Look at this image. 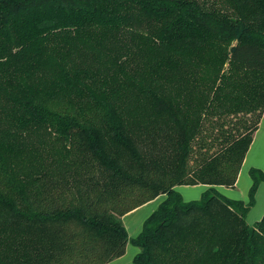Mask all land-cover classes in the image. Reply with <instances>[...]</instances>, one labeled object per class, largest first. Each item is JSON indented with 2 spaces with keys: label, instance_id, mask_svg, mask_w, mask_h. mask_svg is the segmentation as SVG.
<instances>
[{
  "label": "trees",
  "instance_id": "1",
  "mask_svg": "<svg viewBox=\"0 0 264 264\" xmlns=\"http://www.w3.org/2000/svg\"><path fill=\"white\" fill-rule=\"evenodd\" d=\"M263 109L264 0H0V264H264Z\"/></svg>",
  "mask_w": 264,
  "mask_h": 264
},
{
  "label": "crops",
  "instance_id": "2",
  "mask_svg": "<svg viewBox=\"0 0 264 264\" xmlns=\"http://www.w3.org/2000/svg\"><path fill=\"white\" fill-rule=\"evenodd\" d=\"M250 168L264 171V109L241 161L235 183L230 186L216 185L215 188L227 198L247 202L249 199V188L252 184V179L249 175ZM208 186L209 185L205 183L179 184L175 186V189L179 191L185 201H189L198 199ZM165 197V194H158L152 199L145 201L121 215L120 219L129 237L133 238L139 234L144 220L158 207ZM263 215L264 182H260L254 193V203L247 211L245 220L248 224H252ZM138 251L139 249L137 246L128 242L121 256L104 264H133V256Z\"/></svg>",
  "mask_w": 264,
  "mask_h": 264
}]
</instances>
